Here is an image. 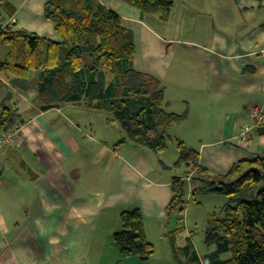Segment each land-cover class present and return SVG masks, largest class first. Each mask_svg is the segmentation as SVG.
<instances>
[{
	"label": "crops",
	"instance_id": "0c3cea01",
	"mask_svg": "<svg viewBox=\"0 0 264 264\" xmlns=\"http://www.w3.org/2000/svg\"><path fill=\"white\" fill-rule=\"evenodd\" d=\"M6 1L3 25L60 41L44 15L47 0ZM164 1L166 20L127 0H100L133 33V68L160 82L169 111L186 114L173 126L197 130L194 149L207 179L264 158L263 134L240 137L251 109L264 112V0ZM6 52L0 45V58ZM0 82V111L5 100L22 118L0 132L13 134L0 143V264H166L152 259L158 248L168 256L172 249L181 264L209 263L216 247L200 250L167 215L178 152L166 161L159 157L166 150L123 141L118 122L83 98L44 109L33 86L1 74ZM190 176L186 199L198 184ZM133 207L154 246L146 260L121 258L113 242L121 211Z\"/></svg>",
	"mask_w": 264,
	"mask_h": 264
},
{
	"label": "trees",
	"instance_id": "16d2710c",
	"mask_svg": "<svg viewBox=\"0 0 264 264\" xmlns=\"http://www.w3.org/2000/svg\"><path fill=\"white\" fill-rule=\"evenodd\" d=\"M144 12H159L166 20L170 2L127 0ZM6 0H0V16ZM44 15L54 23L60 41H52L0 22V45L7 47L0 58V74L12 85L33 86L37 102L48 109L84 99L98 110L109 113L125 136L122 139L160 152L167 148L169 129L186 118L167 109L163 87L151 75L133 68L134 40L121 17L104 7L100 0H47ZM0 86L4 87L2 82ZM4 100L0 111V132L22 121L17 108ZM177 173L172 179V199L167 215L181 213L189 175L194 188L232 198L221 210L208 217L207 245L216 249L208 264H264V245L255 239L256 227L264 231V187L251 200L236 199L242 188L264 182V158L239 161L226 175L207 179L199 164L198 151L177 139ZM122 229L113 234L120 257L148 259L154 246L144 234L138 207L120 213ZM229 253L226 259L220 254Z\"/></svg>",
	"mask_w": 264,
	"mask_h": 264
},
{
	"label": "rangeland",
	"instance_id": "374dc122",
	"mask_svg": "<svg viewBox=\"0 0 264 264\" xmlns=\"http://www.w3.org/2000/svg\"><path fill=\"white\" fill-rule=\"evenodd\" d=\"M11 1V0H10ZM15 1V0H13ZM11 1V2H13ZM3 48H7L3 46ZM107 114L104 115L105 118H107ZM109 117V116H108ZM107 120V119H106ZM187 128H184V125H180L178 128L173 126L171 130H169L170 134V140L167 141V149L163 154H160V158H164V160L169 161L172 159L174 154L178 152L177 149V140L178 137L181 139L184 144L188 147L195 148V144L197 142V130H190L189 132L186 131ZM185 131V132H184ZM120 132H122L120 130ZM183 135L179 136V135ZM124 135L121 133V136ZM120 137V136H119ZM182 137V138H180ZM177 138V139H178ZM152 159L158 157L156 154L152 153ZM156 155V156H155ZM176 157V156H175ZM173 170V174L176 175L177 173L176 169L171 167ZM198 186L195 185L194 187ZM264 187V182L261 181L259 183H256L252 185L250 188L245 187L240 189L236 194V198L241 200H251L255 197L256 193ZM207 190H199L196 189L193 191V193H190V196L186 199L183 204V211L181 213H173L171 216H168V218L172 221L173 226L180 225L183 228L184 234H191L194 237V241L196 245L199 247L200 250H203V248H212L215 245L210 244L207 245L205 241V234L206 229L208 225V217L211 213L216 212L218 213L221 210V207L225 201H227V196L221 193L207 191ZM186 194L188 195V187L186 185ZM180 234V233H179ZM157 235H165V230H162ZM166 238V236H164ZM255 239L257 242H259L261 245H264V231L261 227H256L255 229ZM165 242H168L167 239H164ZM172 252V254H171ZM156 257H152V259H155L156 261L163 260L166 262V264H181V262L175 258L173 254V250L171 249L170 255L164 254V252L161 249H156L155 255ZM225 257L229 256L228 253L224 255ZM124 259V263L122 264H130V260Z\"/></svg>",
	"mask_w": 264,
	"mask_h": 264
},
{
	"label": "built area",
	"instance_id": "2783aa9c",
	"mask_svg": "<svg viewBox=\"0 0 264 264\" xmlns=\"http://www.w3.org/2000/svg\"><path fill=\"white\" fill-rule=\"evenodd\" d=\"M251 115L253 117V122L251 125L244 126L240 132V137L242 141L247 140V138L250 136V133H254L257 131V128L260 126H264V112L262 111V108L253 107L251 109ZM264 136V131H263ZM13 141V134L12 132H5L0 137V143H9Z\"/></svg>",
	"mask_w": 264,
	"mask_h": 264
},
{
	"label": "water",
	"instance_id": "95a60500",
	"mask_svg": "<svg viewBox=\"0 0 264 264\" xmlns=\"http://www.w3.org/2000/svg\"><path fill=\"white\" fill-rule=\"evenodd\" d=\"M257 131H258L259 134H262L263 131H264V126H260V127H258V128H257ZM207 262H208V260H206V263H207Z\"/></svg>",
	"mask_w": 264,
	"mask_h": 264
}]
</instances>
